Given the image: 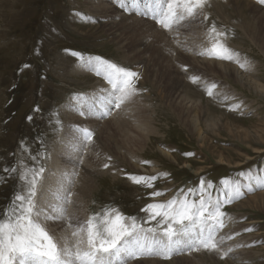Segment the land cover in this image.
I'll use <instances>...</instances> for the list:
<instances>
[{"label":"rangeland","instance_id":"1","mask_svg":"<svg viewBox=\"0 0 264 264\" xmlns=\"http://www.w3.org/2000/svg\"><path fill=\"white\" fill-rule=\"evenodd\" d=\"M218 2L223 4L218 11H224L229 19L224 20L214 12L210 14V9L215 10ZM250 2L264 10V5L258 4L257 0L247 3L210 0L211 7L207 9L218 29L228 32L227 45L254 68L248 72L235 63L213 60L234 65L238 75L232 79L219 70L222 77L209 68L198 67L192 58L195 55L186 53V49L193 46L197 54L210 46L207 36L210 22L191 21L187 28L179 30L178 35L162 36L153 26L165 31L151 19L126 15L128 21L118 24L111 14L110 0H0V169L19 161L31 166L29 152L21 149L20 142L23 139L34 155L37 137H42L50 157L45 161L47 169L62 137L66 135V140L77 147V137L70 131V126H77L75 123L81 121L80 125L90 126L94 140L83 147L84 153L80 157L83 159L93 144L87 150L92 155L88 161L93 166L102 165L96 167L99 171L92 179L86 210L88 217L102 213L108 207L132 215L140 223L145 218L140 209L154 202L148 195L151 191L163 192V196L155 199L166 201L180 196L181 189L196 187L203 177L214 184L212 195L215 197L221 179L244 182L248 176H259L264 170V17L247 7ZM94 3L100 6L99 10L94 9ZM247 19L250 27L242 32L239 26L245 25ZM53 28L55 32L51 30ZM158 37L169 45L165 56L158 49L163 41ZM144 39L148 40L147 46ZM72 53L84 58L100 56L139 69L142 78L146 72V81L141 79L138 83L141 94L125 110L129 111L131 123L117 127L119 124L115 126L111 121L117 112L100 118V114L95 113L97 108L93 109L96 118H90L92 111L77 98L95 100L99 105L111 86L96 76L73 75L71 71L78 64L79 56ZM141 60L145 61L144 67L139 64ZM24 64L30 67L25 69ZM185 64L189 69L187 72L181 68ZM191 75L200 76L197 86L190 82ZM211 83L217 84L219 98L204 94L205 86ZM185 84H189L193 102L199 98L196 106L178 103L177 97ZM254 85L262 88L263 93L250 87ZM236 104L244 105V110H228L229 105ZM35 108L39 111L34 112ZM82 110L87 114L80 115ZM53 112L59 114V128L50 123ZM69 113L73 115L72 122L65 124L64 116ZM30 115L32 121L27 119ZM205 117L217 119L208 124ZM76 151L62 148L57 154L66 173L80 155H76ZM187 151L195 152L196 156L185 157L183 153ZM108 157H111L110 161ZM136 160L138 168L134 166ZM144 160L150 164L140 163ZM102 163H109L108 169L113 168L111 172H107ZM151 165L156 166L157 172ZM125 173L159 174L160 178L150 189L133 184L125 178ZM19 187L17 178L0 182V210L8 207ZM263 192L247 194L222 208L227 218L231 216L233 220L230 229L239 232V243L246 246L240 245L235 250L245 257L244 264H264V206L257 209L243 206L251 197ZM57 193L54 190L56 196ZM238 203L241 207H234ZM248 228L252 231H245ZM229 255L221 260L219 254L205 252L173 259L172 264H235ZM136 262L156 264L150 260Z\"/></svg>","mask_w":264,"mask_h":264},{"label":"snow or ice","instance_id":"2","mask_svg":"<svg viewBox=\"0 0 264 264\" xmlns=\"http://www.w3.org/2000/svg\"><path fill=\"white\" fill-rule=\"evenodd\" d=\"M264 5V0H257ZM120 8L129 15L151 19L156 25L168 33L179 34L181 28H187L191 21L210 22L207 36L210 46L198 53L211 59L233 62L242 70L252 72L254 68L248 61L242 60L226 43L228 32L218 29L211 20L207 9L211 7L210 0H118ZM202 18V19H201ZM55 32V29H51ZM67 51V50H65ZM87 67L97 76L102 77L111 85L109 92L97 105L83 97L77 99L88 111L100 110V118L112 116L114 112L123 110L124 106L141 94L138 82L142 79L140 71L122 66L109 59L95 56L85 59L78 53ZM25 69L30 65L24 64ZM187 72L188 66L181 65ZM193 84L201 81L200 76L191 75ZM216 83L205 86V95L209 98H219L214 89ZM146 91V89L144 90ZM229 111H243L244 105H229ZM38 112L39 108L33 109ZM87 113L81 111L80 115ZM29 121L33 116H28ZM50 123L61 127L59 114L53 112ZM82 135V147L94 140V132L89 128L77 129ZM37 150L33 155L29 145L22 139L20 147L29 152L31 166L22 161L5 165L0 169V182L17 178L19 190L10 198L8 207L0 210V264H127L130 259L158 257L168 260L181 253L207 252L217 253L223 260L233 249L225 248L226 241H231L239 233L221 234L227 227V213L222 211L226 204L244 198L258 190H264V170L257 177L248 176L241 180L221 179V187L217 195H212L214 184L200 178L194 188L181 189L180 196H174L166 201H156L155 198L164 195L161 191L149 192V198L154 202L147 203L140 211L145 218L137 224L136 217H126L114 208H104L102 213L90 215L83 223L73 224L67 217V228L71 229L74 243L67 238L59 243L45 226L46 221L53 223L66 219V205L71 202L72 175L66 177L61 191L57 193L58 204L54 214L47 212L48 185L46 183L49 170L45 161L50 157L44 148L42 137L36 138ZM173 151V149H169ZM185 157H195L192 151L184 152ZM109 161L111 157L107 158ZM83 163V159L80 160ZM19 163V167H17ZM150 164V161H140ZM109 163L103 168L108 169ZM18 174V175H17ZM244 176L243 173L240 174ZM125 178L135 185L153 188L160 175L144 176L125 173ZM147 226V227H145ZM245 231H252L248 228ZM148 234H151L150 236Z\"/></svg>","mask_w":264,"mask_h":264},{"label":"bare ground","instance_id":"3","mask_svg":"<svg viewBox=\"0 0 264 264\" xmlns=\"http://www.w3.org/2000/svg\"><path fill=\"white\" fill-rule=\"evenodd\" d=\"M241 1H243L244 3H247V1H249V0H241ZM110 2L112 3L111 0H110ZM250 3L251 4L247 5V7H249L251 9V11H254V12L258 13L261 17H264V10L261 9L260 7H258L257 5H255L254 2L253 3L250 2ZM95 4L96 3H94V9L95 10H99L100 9V6H96ZM111 5L113 6L111 8V10H112L111 11V14L113 16V19L114 20H117V23L118 24H123L124 22L128 21V19H127L128 16L123 15V14H121L120 12H118L116 10V7L118 6V4L112 3ZM219 6H222L223 7V4L221 2H218V5H217V7H216L215 10H211L210 9V14L216 13V14L221 15L222 19H224V20L229 19L228 16L224 13V11L223 12H219L218 11ZM211 12H214V13H211ZM150 25L153 26L151 23H150ZM247 27H250V23H249V20L248 19H247V22H246L245 25L239 26V28H240V30L242 32H245V30H246ZM153 28L157 32H159L162 36H168V34H169V33H166L165 34V32H162V31L157 30L154 26H153ZM158 29H160V28H158ZM2 37H3V35H2ZM158 39H160L161 41L163 40L162 37H158ZM143 43L146 46L149 44L147 39H144L143 40ZM160 45H161V47H159L158 49L161 51V55L162 56H165L164 53H167L166 49L169 48V45L164 40L162 42H160ZM194 48L195 47L193 46L191 48L186 49V53L191 54V55H195V56H192V58L194 60V63L198 67H200V68H209L211 71H213L216 74H218L219 76H221V74L217 71V70H219L220 72L223 73V75L226 78H232L233 79L234 76H237L238 75V69L234 65H231V64H228V63H223V62L213 61L215 59H211L209 57L207 58L206 55L205 56H200V55H198L195 52V49ZM82 64H83V62L80 60L78 62V64H76L75 67L72 69L71 73L73 75H77V76H80V77L81 76H84L85 77L87 75H91L90 72L85 69V66H82ZM139 64L144 67L145 66V61L144 60H141ZM232 64H233V62H232ZM138 71H139V69H138ZM191 71H192V69H191ZM143 73L144 74H143L142 80L144 79V81H146V78H147L146 75L147 74H146V72H143ZM245 75H247V74H245ZM196 86H197V84H196ZM250 87H253L254 90L258 91L259 93H263L262 88L261 89H258L259 87L257 85L250 86ZM181 88L182 89L180 91V94L177 97L178 103L179 104L189 103V104H191V107L196 106L199 103L200 100H199V98H198V100L194 99L196 101L193 102V98L189 94V92H190L189 84H185ZM97 90H98V88H97ZM214 92L215 93H218L219 92L218 91V87L214 90ZM198 96L199 95L197 94V97ZM136 98L137 97H135L133 100H135ZM213 98H215V97H213ZM127 106H128V104L124 106L123 110L117 112L113 116V118L111 119V121L114 123V125L115 124H119V125H117V127L126 126V125L129 124L128 122L131 123V121H132L131 118H130V116L127 115V112H129V111H125ZM72 119H73V115L71 113L65 114V116H64L65 124H71ZM214 119H217V118H209V117L206 118L205 117V121L208 124H212L213 121H214ZM192 120H193V123L195 125V123L197 122L196 121V118L193 117ZM88 121H86L85 123L88 124ZM80 124H81V121H78V122L75 123V125H77V126H80ZM88 127L90 128V126H88ZM92 145L89 146L88 149L92 148ZM62 148H66V149H69V148L76 149L77 150L76 151V155L78 153H80L79 157L77 156V159L75 161V164L70 165L71 170L68 173H66L64 170H62V167L60 166V164H59V162L57 160V154L60 152V150ZM56 149L57 150H54L53 151L54 152V160H53L52 164H50L49 167L47 168L49 170V174H48V178H47L46 183L48 185V193L49 194H48V197H47V205H46V208H47V212H48L49 215L54 214V210H52V207L53 206H56L58 204V201L56 199L57 196L54 194L55 185L56 184L64 185L66 177L70 176L73 172L78 173L79 174V177L78 176L75 177L74 175L71 176V179H72V187H71L70 191H71L72 195H71V202L67 204L68 209L66 208V219L64 221H62V222L61 221H57L55 223H53L51 221H46L45 222V226L51 231L50 233L53 234V236L56 238V240L59 243L62 242L61 244H63L64 243V240L62 238H67L69 240V243L70 244H73L75 241H74V238L71 237V229H68L67 226H66L67 225V222H68L67 221V217H70L71 218V222L73 224L83 223L84 220L87 219L88 212H86V210H87V206H88V200H89V198L91 196L92 179L96 176V174H97L96 171H99L96 167H99L100 168L102 165L100 164V165H97V166H93L90 163V161H88L89 156H92V155L87 152V150H88L87 149L86 150V153H85V156L83 158V163H82L83 165L81 166V162H80L81 157L80 156H81L82 153H84L83 152L84 149H83V147H81L78 144H77V147H75L71 142H68L66 140V135L61 138V141L59 143L56 144ZM126 153L129 154L128 152H126ZM168 154H164V155L169 159V158H171V156L168 155ZM129 157H130V155H129ZM128 162H130V161H128ZM138 163L139 162L136 160V163L134 164V166L136 168H138V165H139ZM129 165H130V163H129ZM151 168H152L153 171H156L157 172L155 165H151ZM112 169L113 168L108 169L107 172L110 171V170H112ZM117 174H119V173H117ZM114 175H116V174H114ZM60 191L61 190H59L57 192H60ZM241 203H238L237 205H234V207H239L240 208L241 207L240 206ZM260 205L261 206H264V194H261V193H259V195L255 196V197H251L249 199V201H247V202H245L243 204L244 207L253 208V209H257L258 206H260ZM230 217L229 218H226L227 227H226V230H223V232L221 233L223 235H226V234H228L230 232L231 233H237V231H235V229H234V231H233V229H230V226H231L230 224L233 221L232 219H230ZM82 219H84L83 222H82ZM237 237H238V235L235 236V239L232 240L229 243H227L228 241H226L224 247L225 248L231 247L233 249V251L229 255V258L232 260V262H234L235 264H244L246 262L245 257H242L240 255V252H236L235 250L238 249V247H240V245L243 246V247H246V246L243 245L242 243H239L240 240ZM197 254H201V253H197ZM197 254H195V255H197ZM150 261H153L156 264H172V262L174 260L169 261V262H165V263H163L162 261L160 262V261H156V260H150ZM136 263H134V264H136Z\"/></svg>","mask_w":264,"mask_h":264}]
</instances>
